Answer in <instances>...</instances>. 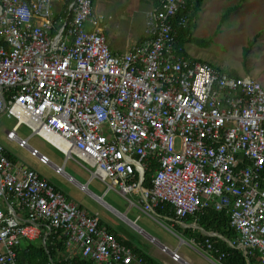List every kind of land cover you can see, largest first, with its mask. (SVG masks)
Masks as SVG:
<instances>
[{"label": "built area", "instance_id": "2783aa9c", "mask_svg": "<svg viewBox=\"0 0 264 264\" xmlns=\"http://www.w3.org/2000/svg\"><path fill=\"white\" fill-rule=\"evenodd\" d=\"M60 1L56 10L54 0H0V114L15 119L6 138L65 174L17 135L26 126L102 181L104 192L135 196L129 206L156 222L160 203L176 222L225 208L235 235L211 231L196 244L216 251L208 237L218 236L264 264L263 84L177 54L172 19L184 26L194 0H158L146 14L145 39L123 52L110 49L93 0ZM24 243L57 245L50 264H147L96 213L0 143V264H22L16 251ZM158 246L171 261L192 264L179 244Z\"/></svg>", "mask_w": 264, "mask_h": 264}, {"label": "rangeland", "instance_id": "374dc122", "mask_svg": "<svg viewBox=\"0 0 264 264\" xmlns=\"http://www.w3.org/2000/svg\"><path fill=\"white\" fill-rule=\"evenodd\" d=\"M94 6L104 17L105 37L110 49L114 50L115 32L117 37L125 34L128 28L140 32L145 11L150 8L143 0H94ZM191 32L200 38L210 37L211 41L207 46L186 42L185 51L190 56L234 70L240 75H250L264 86V0H203ZM14 122L13 117L0 114V143L12 158L37 171L70 201L80 204L87 212L96 213L105 226L117 230L156 256L165 258L168 264H175L159 251L157 243L149 242V236L172 247L179 239L136 206H129L128 199L136 201L135 196L127 195L126 199L112 188L104 192L106 185L95 177L90 179V172L82 165L72 158L64 161L55 147L35 134L30 135L26 126H19L17 135L28 137L29 145L46 155L52 163L63 165L65 174L74 181L68 180L65 174L54 172L51 165L39 162L28 149L6 138L5 132L12 128ZM86 182V189H81L78 183ZM96 195L101 201L96 199ZM178 250L186 253L193 264H211L185 243Z\"/></svg>", "mask_w": 264, "mask_h": 264}, {"label": "trees", "instance_id": "16d2710c", "mask_svg": "<svg viewBox=\"0 0 264 264\" xmlns=\"http://www.w3.org/2000/svg\"><path fill=\"white\" fill-rule=\"evenodd\" d=\"M203 0H194L193 7L191 10V16L195 17L196 12L200 8ZM156 3V2H155ZM156 6V5H155ZM227 13V11H225ZM191 21L187 22L184 26L177 24V17L172 19V26L175 31V48L177 54H183L188 56V53L185 51L184 44L186 42L195 43L201 46H207L210 43L209 38H200L192 34L191 32ZM232 74H237L236 71L230 70ZM9 156L11 155L8 153ZM156 163H150V169L144 172V180L143 186H149L150 174L152 172V168ZM154 211L156 214L163 216V220L166 224H171V228L174 232L178 234H183L185 236H192L195 240L203 241L206 235L203 233L204 231H214L219 235L224 236L227 239H231L235 235L234 229L229 225L228 214L226 213L225 208L220 210H215L213 207H206L202 211L196 214V221L199 226V229L193 230L191 232V228H181L178 223L173 222L174 214L171 206L167 203H160L155 206ZM193 216H187L183 221L188 222L192 221ZM109 231H111L117 240H121L123 243L129 245L133 251L143 256V258L148 262V264H161L158 260L153 259L144 251H142L135 244L130 243L127 239L120 237L116 234L110 227H107ZM209 240L212 243V246L218 249V253L212 254L216 257L221 252L224 253V256L219 259L220 264H261L260 259L257 256L244 255L240 249L232 248L228 246L224 241H222L218 236H209ZM55 246H49L47 248H43L41 246L26 244L24 243L22 247H19L16 251L17 260H19L22 264H50V257H54L59 255V251L55 250ZM78 259V257H77ZM55 264H65L63 262L54 261ZM81 264H89V262H82Z\"/></svg>", "mask_w": 264, "mask_h": 264}, {"label": "crops", "instance_id": "0c3cea01", "mask_svg": "<svg viewBox=\"0 0 264 264\" xmlns=\"http://www.w3.org/2000/svg\"><path fill=\"white\" fill-rule=\"evenodd\" d=\"M156 2V3H155ZM157 2H158V0H143V3H146V4H148V5H150V8L149 9H147L146 11H145V14H144V17H143V20H142V22H141V26H140V28H141V31L140 32H134L133 30H131V28H128V30H127V32L125 33V34H123L121 37H117V35H116V32H115V50L114 49H112L113 51H115V52H123V51H125V50H127L132 44H134V43H136V42H139L140 40H142L143 39V37H144V28H145V20H146V13H147V11H149V10H151V8H153V7H155V5H157ZM54 4H55V8H59L60 7V4L58 3V2H54ZM144 18H145V20H144ZM7 153H9L8 151H7ZM12 157V156H11ZM37 172V171H36ZM55 172V171H54ZM88 182V181H87ZM83 184V183H82ZM53 185V184H52ZM54 186V185H53ZM54 188L55 189H57V190H59L58 188H56L55 186H54ZM60 191V190H59ZM67 198V197H66ZM69 200V199H68ZM75 203V202H74ZM77 204V203H76ZM80 207H81V205L80 204H78ZM81 208H83V207H81ZM84 209V208H83ZM202 211V210H201ZM153 212H154V214L159 218V219H161L162 221H160V220H158L159 222H157V223H159V224H161L164 228H166L168 231H170L171 233H173L179 240H178V242H177V244L175 245V246H177L178 244H179V248L180 247H182L183 246V243H185L186 245H188L189 247H191L194 251H196L199 255H201L203 258H204V255H208L210 258H212V259H216V260H218V264H220L219 263V259H218V256H214L213 254H212V252L214 253H218L219 251H218V249H216L215 248V250L216 251H214V249L213 250H209V251H207L204 247L202 248V247H200L199 245H197L196 244V242H198L199 240H195V238L194 237H192V236H185V235H181V234H178V233H176V232H174L173 230H172V228H171V224L172 223H170V225L169 224H166L165 222H164V220H163V216H161V215H158V214H156L155 213V211H154V209H153ZM92 213V212H91ZM197 214V213H196ZM137 217V216H136ZM157 218V219H158ZM193 219H195V221H194V223H193V221H188V222H185V221H182V222H176V223H178V225L181 227V228H191V232H193V230H195V229H199V226H198V224H197V221H196V216L195 217H193ZM172 221H173V219H172ZM131 224H133L131 221H129ZM173 222H175V221H173ZM100 223L102 224V225H104L105 226V224H103L102 223V221H101V219H100ZM106 227H108V226H106ZM111 228V227H110ZM112 229V228H111ZM112 231H114L116 234H118L120 237H122V238H124V239H127L128 241H130V243H132V244H135L136 246H138L142 251H144L146 254H148L150 257H152L153 259H156V260H158L161 264H168V261H166V260H164L165 258H161V256H156V254L155 253H152V252H150V251H147V250H145V248H142L139 244H136V243H133L131 240H129L127 237H125V236H123L120 232H118L117 230H114V229H112ZM209 232H211V231H204L203 233L206 235V237L205 238H207V234L206 233H209ZM212 232H214V231H212ZM222 236V235H221ZM224 237V236H223ZM204 238V239H205ZM151 239H153V242H155V243H163V242H160V241H158L155 237H152V236H149V242H151ZM119 242H121V243H123L121 240H118ZM192 244H190V243ZM123 244H125V243H123ZM165 244V243H164ZM125 245H127V244H125ZM129 246V245H128ZM170 246V245H169ZM175 246H173V247H175ZM130 247V246H129ZM172 247V246H171ZM196 249H194V248ZM131 248V247H130ZM178 248V249H179ZM132 249V248H131ZM133 250V249H132ZM160 251V250H159ZM135 252V251H134ZM136 253V252H135ZM162 253V252H161ZM138 254V253H137ZM163 254V253H162ZM182 254V253H181ZM244 254V253H243ZM140 255V254H139ZM165 255V254H164ZM186 259H188L191 263H192V261H191V259L188 257V255L186 254V253H183L182 254ZM142 256V255H141ZM167 256V255H166ZM143 257V256H142ZM205 259V258H204ZM145 260V259H144ZM146 261V260H145ZM146 263L148 264V262L146 261ZM175 263V262H174ZM175 264H177V263H175ZM193 264V263H192Z\"/></svg>", "mask_w": 264, "mask_h": 264}, {"label": "bare ground", "instance_id": "6f19581e", "mask_svg": "<svg viewBox=\"0 0 264 264\" xmlns=\"http://www.w3.org/2000/svg\"><path fill=\"white\" fill-rule=\"evenodd\" d=\"M54 2H58L59 4L61 3V1L60 0H54ZM93 2H94V0H93ZM193 3H194V1H193ZM54 7H55V4H54ZM60 7H61V5H60ZM59 7V8H60ZM192 7H193V4H192V6H191V10H192ZM58 8H56V10H57ZM94 9H95V6H94ZM152 9V8H151ZM96 10V9H95ZM150 11V10H149ZM148 12V11H147ZM190 13V15H189V19H188V21L187 22H189V21H191V22H193L194 21V19H195V17H192L191 16V11L189 12ZM147 14V13H146ZM186 22V23H187ZM175 38H176V36H175ZM145 39V33H144V37H143V39L142 40H144ZM141 41V40H140ZM176 44V43H175ZM175 46V45H174ZM176 47V46H175ZM176 49V48H175ZM183 55V54H182ZM185 56V55H184ZM186 57H189V58H191V59H195V60H199V61H207V60H201V59H198V58H196L195 56H190L189 54H188V56H186ZM208 62V61H207ZM210 63V62H209ZM212 64V63H211ZM96 199H98V200H100L101 201V198H98V197H96ZM230 225V224H229ZM242 251V250H241ZM243 252V251H242ZM245 255V254H244Z\"/></svg>", "mask_w": 264, "mask_h": 264}, {"label": "water", "instance_id": "95a60500", "mask_svg": "<svg viewBox=\"0 0 264 264\" xmlns=\"http://www.w3.org/2000/svg\"><path fill=\"white\" fill-rule=\"evenodd\" d=\"M83 185L86 186V185H87V182H86V183H83ZM96 196H97L98 198H100V196H98V195H96Z\"/></svg>", "mask_w": 264, "mask_h": 264}]
</instances>
